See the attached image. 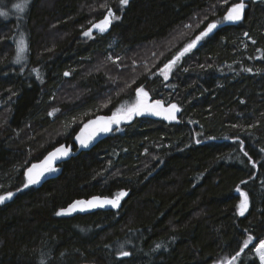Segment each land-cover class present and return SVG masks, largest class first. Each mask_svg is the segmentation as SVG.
I'll list each match as a JSON object with an SVG mask.
<instances>
[{
  "label": "trees",
  "instance_id": "trees-1",
  "mask_svg": "<svg viewBox=\"0 0 264 264\" xmlns=\"http://www.w3.org/2000/svg\"><path fill=\"white\" fill-rule=\"evenodd\" d=\"M4 1L0 192L15 195L0 203V264H226L249 235L232 264H261L264 0H247L232 26L225 9L241 0H29L20 16L16 0ZM108 8L120 19L85 37ZM210 22L219 23L214 32L164 79V64ZM20 32L26 59L15 65ZM141 87L150 102L175 103L176 119L137 115L91 149L75 145L83 125ZM63 143L74 154L60 173L17 191L24 170ZM238 189L248 197L244 215ZM121 190L117 211L56 215Z\"/></svg>",
  "mask_w": 264,
  "mask_h": 264
},
{
  "label": "snow or ice",
  "instance_id": "snow-or-ice-1",
  "mask_svg": "<svg viewBox=\"0 0 264 264\" xmlns=\"http://www.w3.org/2000/svg\"><path fill=\"white\" fill-rule=\"evenodd\" d=\"M129 0H120L121 6H126L128 4ZM29 0H22L21 3L15 5L17 8V11L23 12L27 6H28ZM103 7V6H102ZM245 9V4L243 0H241L240 3L233 4L231 8L228 9L226 16L224 17L228 21H239L242 19L243 12ZM0 15L6 16L7 13L0 12ZM120 19L119 16H116L111 8H108L107 15L104 16V18L96 23H92L91 27L87 29V31L83 32V35L85 37H89L93 34V30H98L101 33H104L108 31L110 26L112 25L113 20ZM216 22H210L207 24V26L204 28L203 31L199 33V35L196 36L194 40H192L190 43L185 45L182 50L168 63L164 64V67L161 69V72L164 75V79H168V75L171 72V69L176 65V63L183 58L187 53L191 52V50L199 45L200 42H202L204 39L208 38L214 30L217 28ZM247 35V33H245ZM27 45H25L23 42H21V46L17 48V60L21 58V53H23L26 50ZM246 71H251V69H246ZM65 75H68V73H65ZM137 96L138 100L137 103L132 105L130 108L127 109V112L120 116L116 113H113L110 117H98L97 120H91L88 122L87 125H85V128L89 127V125L97 124L98 121H104L102 125H100L98 128L95 129V131L87 138L82 137V133L84 129H81V134H78L75 139L80 142V144L84 147L88 146V143L90 140L93 139V137L100 132H109L112 130V124H119L121 120H130L134 115H141L144 112H151L155 115H163L166 119H176L175 112L179 111V107L175 104H169L167 109L162 108V102L159 100H156L152 106H148L145 103V98L148 97V93L144 91L143 87L138 88L137 90ZM107 105H105L106 107ZM51 115V113H50ZM239 139V137H237ZM199 143V141H197ZM241 149H243L244 144L241 141L240 143ZM262 152H264V149H261ZM71 154V147L70 146H64L61 145L60 147L54 149L52 152H49L48 155L45 157V163L40 167V170L38 172H35L34 169H36L38 166L33 164L31 167L27 168L25 172V176L27 179V182L23 184L22 188L17 189V191H22L24 188H28L30 185H35L40 182L41 177L45 176L46 173H51L57 171V169L52 166L53 161L57 159H61L63 157H67ZM245 156H248V152H244ZM251 160V157H249ZM255 161L253 162L255 166ZM242 183H246L242 181ZM238 191H241V195L243 196V199L240 202L239 208H240V215H244V212L248 206V197L247 193L243 192L242 190L238 189ZM15 193L13 192H7L4 195H0V203H4L7 200L13 198ZM127 195V192L124 190H121L114 194L112 198L109 197H100V196H93L87 201L78 200L74 201L72 204L68 206L67 209H59L56 212L57 216L61 215H69L72 212L77 210L78 205H84L86 204L88 208H95V207H104L106 205H110L111 207L118 208L120 206V201L123 197ZM83 210V209H81ZM254 238L252 235H249L247 239L243 241V246L239 248V251L235 253L234 256H232L229 260H227L226 264H232V261H235L237 257L241 255L245 251L246 248L249 247V245L253 242ZM157 248L160 247V245H156ZM256 251L259 253V258L261 260V264H264V239H260L258 245L255 246ZM121 256H128L130 253L128 252H121ZM217 264H221V262H217Z\"/></svg>",
  "mask_w": 264,
  "mask_h": 264
},
{
  "label": "water",
  "instance_id": "water-1",
  "mask_svg": "<svg viewBox=\"0 0 264 264\" xmlns=\"http://www.w3.org/2000/svg\"><path fill=\"white\" fill-rule=\"evenodd\" d=\"M243 2H244V4H245V9H244V12H243L242 19L239 20V21H228V20L225 19V22H224L225 25H230V26H232V25H235V24H237L238 22H240V21H242V20L244 19V17H245V13H246V10H247L248 7H249V4H248L247 2H245V1H243ZM239 3H240V2H239ZM227 11H228V10H227ZM227 11L225 12V16H226V14H227ZM106 15H107V14H106ZM103 18H104V17H103ZM103 18H102V19H103ZM102 19H101V20H102ZM94 30H95V29H94ZM116 114H117V115H120V116L124 115L123 113H116ZM112 115H113V114H101V115H98V116L94 117V118L91 119V120H97L98 117H110V116H112ZM91 120H90V121H91ZM123 121H124V120L122 119L121 122H120L119 124H115V123L112 124V126H111V127H112V130L109 131V132H100V133H97V134L93 137V139L89 141L88 146H87V147H84V146H82V145L80 144L79 141H77V140L75 139V137H76L78 134H81V129H84V131H83V133H82V137L85 138V139H87V138H88V137H89V136L95 131L96 128H98L100 125H102L103 123H105L104 121H98L97 124H92V125H89V127L85 128V125H87L88 122H89V121H88L85 125H83V126H82V127H81V128L75 133V135H74V137H73V141H74L75 145H77V146L80 147V148H83V149H91V148H92L93 146H95L98 142H100L105 136H107L108 134H111L112 132H114V131L119 127V125H120ZM61 145L67 146V144H64V143L55 146V147L52 148L50 151H48V152H47V153H46V154H45L40 160L31 163L27 168H29V167H31L33 164H35V165H37L38 167H37L36 169H34V174H35V172H38V171L40 170V167H39V166L44 165V163H45V157L48 155V153H49V152H52L54 149L60 147ZM73 154H74V151H73V149L71 148V154H70L69 156H67V157H63V158H61V159H57V160L53 161L52 166H54V167L57 169V171H55V172H51V173H46L45 176L41 177L40 182L37 183V184H35V185H41V184L44 183L46 180H48V179H50V178H53V177H56V176L60 173V168H59L60 165H61L63 162H65L66 160H68ZM27 168L24 170V176H25V172H26ZM25 179H26V176H25ZM26 180H27V179H26ZM94 196H100V195H94ZM91 197H93V196H91ZM91 197H89V198L76 199V200H74V201H78V200L87 201V200H89ZM100 197H109V198H112L113 196H100ZM74 201H72L71 203L67 204V205H66L65 207H63V208H64V209H67L68 206H69L70 204H72ZM121 205H122V199H121V201H120V206H119L118 208L111 207L110 205H106V206H104V207H95V208H88L86 204H84V205H78L76 211L72 212V213L69 214V215H61V216H71V215H75V214H86V213H90V212H93V211H96V210H115V211H117L118 209L121 208ZM61 209H62V208H61ZM81 209H83V210H81Z\"/></svg>",
  "mask_w": 264,
  "mask_h": 264
},
{
  "label": "rangeland",
  "instance_id": "rangeland-1",
  "mask_svg": "<svg viewBox=\"0 0 264 264\" xmlns=\"http://www.w3.org/2000/svg\"><path fill=\"white\" fill-rule=\"evenodd\" d=\"M226 1V3L228 2V0H225ZM247 1V0H246ZM22 2V0H16L14 3H13V9L11 10V12H14V16H20L21 15V13L22 12H20V11H17V8L15 7V5H17V4H19V3H21ZM2 3H4L5 4V1L3 2V0L1 1V3H0V5H2ZM236 3H238V2H236ZM235 3V4H236ZM233 5V4H232ZM232 5L230 6V7H227L226 9H225V12L229 9V8H231L232 7ZM0 12H3L1 9H0ZM223 22H224V19H223ZM219 23L217 22V25H218ZM197 35H199V34H197ZM196 35V36H197ZM196 36L195 37H193L190 41H192V40H194L195 38H196ZM14 42H15V44H16V49H15V55H14V64L15 65H21L20 63L21 62H23V61H25V59H26V52H27V47H26V50L23 52V53H21V58L19 59V60H17V48L18 47H20L21 46V42H23L25 45H27V40H26V37L24 36V34L22 33V32H20V33H16V35H15V38H14ZM108 60L109 61H111V59H110V56H108ZM137 100H138V96H137V93H135L133 96H131V97H129V98H126V99H124V100H122L114 109H113V111H112V113L111 114H113V113H123V114H125L126 112H127V109L128 108H130L132 105H134V104H136L137 103ZM145 103L148 105V106H152L154 103L153 102H150V101H148V99H145ZM162 108L163 109H167L168 108V106H164L163 104H162ZM177 112H175V114H176ZM141 115H150V116H157V117H164L163 115H160V116H158V115H155V114H153V113H151V112H144L143 114H141ZM135 116H137V115H134L133 117H135ZM132 117V118H133ZM131 118V119H132ZM130 119V120H131ZM130 120H124L123 121V123H127V122H129ZM122 123V124H123ZM121 124V125H122ZM8 191H5V192H0V195H4V194H6ZM259 243V242H258ZM258 243H257V245H258ZM256 253L258 254V256H259V253L256 251ZM261 261V260H260Z\"/></svg>",
  "mask_w": 264,
  "mask_h": 264
},
{
  "label": "bare ground",
  "instance_id": "bare-ground-1",
  "mask_svg": "<svg viewBox=\"0 0 264 264\" xmlns=\"http://www.w3.org/2000/svg\"><path fill=\"white\" fill-rule=\"evenodd\" d=\"M243 1H244V0H243ZM240 2H241V1H240ZM238 3H239V2H238ZM224 17H225V13H224ZM224 22H225V18H224ZM140 44H141V43H140ZM144 44H145V43H144ZM142 46H143V45H142ZM5 47H6V46H5ZM133 47H134V46H133ZM136 48H137V47H136ZM140 48H141V46H140ZM129 49H130V48H129ZM131 49L133 50L134 48H131ZM101 52H102V51H101ZM129 53H130V52H129ZM126 54H127V53H126ZM132 54H133V53H132ZM0 55H1V54H0ZM96 56H97V55H96ZM129 56H130V55H129ZM129 56H128V57H129ZM1 57H2V56H1ZM103 57H104V56H103ZM103 57H102V58H103ZM126 57H127V55H126ZM128 57H127V58H128ZM100 58H101V57H100ZM87 61H88V60H87ZM87 61H86V62H87ZM95 61H96V60H95ZM88 62H89V61H88ZM128 62H129V61H128ZM96 63H97V62H96ZM108 63H110V62H108ZM87 65H88V64H87ZM109 65H110V64H109ZM85 67H86V64H85ZM125 71H126V70H125ZM133 73H134V72H133ZM132 75H133V74H132ZM56 92H57V91H56ZM58 93H59V91H58ZM58 95H59V94H58ZM57 97H59V96H57ZM52 104H53V103H52ZM89 121H90V120H89ZM74 135H75V134H74ZM76 146H77V145H76ZM77 147H78V146H77ZM24 177H25V176H24ZM79 199H80V198H79Z\"/></svg>",
  "mask_w": 264,
  "mask_h": 264
},
{
  "label": "flooded vegetation",
  "instance_id": "flooded-vegetation-1",
  "mask_svg": "<svg viewBox=\"0 0 264 264\" xmlns=\"http://www.w3.org/2000/svg\"><path fill=\"white\" fill-rule=\"evenodd\" d=\"M245 2H247V3L249 4V2H248V1H246V0H245ZM248 8H249V7H248ZM246 11H247V10H246ZM96 31H98V30H96Z\"/></svg>",
  "mask_w": 264,
  "mask_h": 264
}]
</instances>
